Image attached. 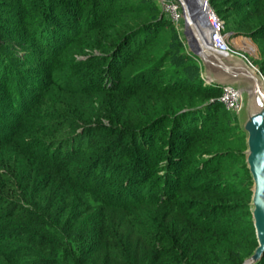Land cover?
<instances>
[{
  "label": "trees",
  "instance_id": "1",
  "mask_svg": "<svg viewBox=\"0 0 264 264\" xmlns=\"http://www.w3.org/2000/svg\"><path fill=\"white\" fill-rule=\"evenodd\" d=\"M209 2L264 48V0ZM161 12L0 0V264H243L257 247L245 136L216 85L164 67ZM84 36L104 53L78 60ZM116 130L131 143L110 162Z\"/></svg>",
  "mask_w": 264,
  "mask_h": 264
},
{
  "label": "water",
  "instance_id": "2",
  "mask_svg": "<svg viewBox=\"0 0 264 264\" xmlns=\"http://www.w3.org/2000/svg\"><path fill=\"white\" fill-rule=\"evenodd\" d=\"M183 10L184 34L190 52L197 56L204 69V79L210 84L233 86L227 78H236L244 84L242 88V109L245 122L242 130L246 133L245 163L252 181L250 211L258 245L243 264H255L264 257V77L254 71L248 62L231 53L220 52L205 41L198 25V15L208 10L207 0H179ZM200 27V25H199ZM226 63L228 67L216 69L210 58ZM236 59V62H231ZM237 66L236 69L232 68ZM244 94L246 99H244ZM241 109V110H242Z\"/></svg>",
  "mask_w": 264,
  "mask_h": 264
},
{
  "label": "rangeland",
  "instance_id": "3",
  "mask_svg": "<svg viewBox=\"0 0 264 264\" xmlns=\"http://www.w3.org/2000/svg\"><path fill=\"white\" fill-rule=\"evenodd\" d=\"M152 2H155L157 4L156 0H151ZM219 2V1H218ZM226 2V1H225ZM224 1L221 3H219L220 7L219 8H225L224 7ZM229 5V4H227ZM31 13H34L33 11H31ZM163 20H166V24H164L165 26L163 27V29L161 30V35L162 36H166V35H174L175 40L174 43L172 44V48H174L173 53L171 55H169L166 59V61L164 62V67L166 69H174V70H179L180 72L185 71L186 74L192 78H203L204 83L206 85H212V84H208L205 82L204 79V69L203 66L201 65L200 61H198L197 59H195L194 57H190L191 59H180V56H188V54L190 53V49L189 46L187 44V40H186V36L185 34L183 35L182 32H180L177 27L175 26V24L166 19L163 15V13L161 12L159 15L157 14V17H159ZM138 19H135V21H137ZM232 27V26H231ZM249 30L246 27H241L240 31H238V27L234 26L232 27L230 30H228V33L230 34L229 36V41L231 44V47L236 49V51L239 53V57L243 58L246 60V58L249 60V62L253 65V67H255L256 69L259 70V72L262 74V76L264 77V48L262 46V44L260 43V41L256 38H253L251 35H249ZM83 44L81 45L78 44V46L76 47V49L74 50V56L77 57L78 60H83L86 59L87 57H92V56H99L101 54L104 53V51L97 49L96 46H94L93 44L89 43V40L87 39V37L84 36L83 38ZM94 40V38H93ZM171 46V45H170ZM177 61V62H175ZM247 61V60H246ZM248 62V61H247ZM105 65H107L106 63H104ZM183 74V73H180ZM103 80L108 78L110 79V76H108L106 73L103 74V76L101 77ZM226 81L232 82L235 84L237 90L240 91V89H242L244 87V84L241 80H238L236 78H227ZM213 86H215L213 84ZM218 87L220 96H222V94L224 93V87L226 86H219L216 85ZM78 94V93H77ZM105 95V94H103ZM100 93H91V94H79V95H74L73 99L76 101L81 100L79 105L80 109H87L88 111H90V107L93 105L94 107H101L102 111H106L107 108V97L103 96ZM69 97V96H67ZM75 97L77 99H75ZM70 98H72V96H70ZM244 99H246V96L244 94ZM96 100H100V102H95ZM88 101H91L90 103H88ZM93 101V102H92ZM108 102V101H107ZM242 99L239 101L240 107L238 108H232L229 109L224 103L223 106L224 108L230 112L231 116L235 119L232 122V125L237 127L238 130L237 132L241 133L239 134L240 137L245 136V150H246V133L242 130L243 124L245 122V111L244 108L242 109ZM84 107V108H82ZM242 109V110H241ZM104 116V115H102ZM110 120L107 118H102L101 120V124L103 125H110ZM7 122H4L1 125V127L6 126ZM165 126V125H164ZM7 128V127H5ZM107 132H111L110 130ZM123 132H119V131H115L114 134H110L107 138L106 141H103L102 144H104L103 146L109 148V151L111 150L110 153V157L112 158V160L110 162H113V156L114 154L119 155L118 152H128V149H126L125 147H127L130 143V136H124L122 134ZM95 136V135H94ZM97 136V135H96ZM163 134L159 135L158 137V141L162 139ZM94 138V137H93ZM96 138V137H95ZM238 140V139H237ZM243 141V142H244ZM238 144H241V141L238 140L237 141ZM120 144V147H118V145ZM125 148V149H124ZM245 150H243V152H245ZM120 163H122L120 161ZM241 173V171H240ZM242 174V173H241ZM241 181H244L246 184H248L250 177H246V176H242L241 175V179H238ZM252 189V187H251Z\"/></svg>",
  "mask_w": 264,
  "mask_h": 264
},
{
  "label": "built area",
  "instance_id": "4",
  "mask_svg": "<svg viewBox=\"0 0 264 264\" xmlns=\"http://www.w3.org/2000/svg\"><path fill=\"white\" fill-rule=\"evenodd\" d=\"M156 1L164 17L172 21L177 27V29L180 32H182V34L184 35L183 10L179 0H156ZM207 3H208V10H206L205 12H207L206 20L209 28V34L207 38L209 40L208 45H210L212 48L220 52L231 53L239 56V53L236 51V49L231 47L229 41L230 34L226 31L225 20L211 6L209 0H207ZM246 60L251 66H253L247 58ZM205 82L208 83L207 81ZM232 90L235 91L237 89L231 86L224 87V93L219 98L220 102L224 103L229 109L240 107L239 101L241 100V97L239 98L237 97L236 99L232 98L231 96Z\"/></svg>",
  "mask_w": 264,
  "mask_h": 264
},
{
  "label": "bare ground",
  "instance_id": "5",
  "mask_svg": "<svg viewBox=\"0 0 264 264\" xmlns=\"http://www.w3.org/2000/svg\"><path fill=\"white\" fill-rule=\"evenodd\" d=\"M206 14L207 12H201L199 13L198 15V25L197 27L199 28L200 30V34L202 36V38L207 41V38H208V34H209V28H208V25H207V20H206ZM200 25V27H199ZM210 61L213 63L214 67H216V69H220L221 67H228V65L223 62H219V60L217 61L214 57H211L210 58ZM231 62H236V59H231ZM249 64V63H248ZM250 65V64H249ZM221 66V67H220ZM251 66V65H250ZM237 66H233L232 68H235L236 69ZM251 68L254 70V71H258L255 67L251 66ZM232 98L236 99L237 97H241L242 99V89L239 90H232Z\"/></svg>",
  "mask_w": 264,
  "mask_h": 264
}]
</instances>
